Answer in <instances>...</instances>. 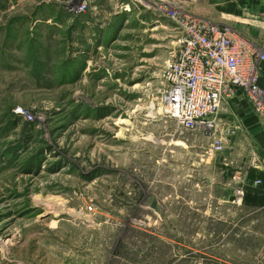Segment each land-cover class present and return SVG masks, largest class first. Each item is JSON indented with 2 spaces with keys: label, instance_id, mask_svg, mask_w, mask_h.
Instances as JSON below:
<instances>
[{
  "label": "rangeland",
  "instance_id": "rangeland-1",
  "mask_svg": "<svg viewBox=\"0 0 264 264\" xmlns=\"http://www.w3.org/2000/svg\"><path fill=\"white\" fill-rule=\"evenodd\" d=\"M81 1L0 0V264H264L239 101L222 131L160 113L164 11L211 4Z\"/></svg>",
  "mask_w": 264,
  "mask_h": 264
},
{
  "label": "built area",
  "instance_id": "built-area-1",
  "mask_svg": "<svg viewBox=\"0 0 264 264\" xmlns=\"http://www.w3.org/2000/svg\"><path fill=\"white\" fill-rule=\"evenodd\" d=\"M85 10L86 0L70 8L75 13ZM164 15L180 38L161 70L160 113L182 130L222 131V109L241 92L254 114L264 119V90L258 84L264 62L261 47L228 25L175 12ZM213 146L220 151L222 140Z\"/></svg>",
  "mask_w": 264,
  "mask_h": 264
},
{
  "label": "crops",
  "instance_id": "crops-1",
  "mask_svg": "<svg viewBox=\"0 0 264 264\" xmlns=\"http://www.w3.org/2000/svg\"><path fill=\"white\" fill-rule=\"evenodd\" d=\"M204 2L210 3L212 6L211 18L213 23L228 25L236 29L259 45L264 52V5L262 0H237L232 2L204 0ZM258 84L264 90V62L260 67ZM241 97L246 98L241 92H236L235 97L228 101V105L233 101H239L238 104L234 103L236 107H233V112H230L233 115V121H237V123L242 120L248 121L247 125L244 124L247 128L245 132L247 133V143L252 157V172L250 174L252 183L250 185L255 191L251 197H246L245 203L250 208H260L264 207V119H260L253 113L251 105L247 108L238 109L237 106L244 105L241 102L243 100ZM243 113L244 116H242ZM225 119L229 120V117H225ZM257 180L260 181L259 188L253 186Z\"/></svg>",
  "mask_w": 264,
  "mask_h": 264
},
{
  "label": "bare ground",
  "instance_id": "bare-ground-1",
  "mask_svg": "<svg viewBox=\"0 0 264 264\" xmlns=\"http://www.w3.org/2000/svg\"><path fill=\"white\" fill-rule=\"evenodd\" d=\"M51 201H54V200H50V199H45V200H44V202H46V203H45L46 205H50V204H51V203H50ZM42 202H43V201H41V203H42ZM59 208H60V207H59ZM62 213H63V212H62ZM57 214H58V213H57Z\"/></svg>",
  "mask_w": 264,
  "mask_h": 264
}]
</instances>
